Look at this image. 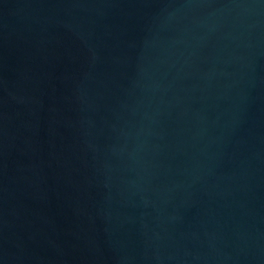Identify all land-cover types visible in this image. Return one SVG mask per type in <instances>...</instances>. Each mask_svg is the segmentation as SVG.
Masks as SVG:
<instances>
[{"label":"water","instance_id":"95a60500","mask_svg":"<svg viewBox=\"0 0 264 264\" xmlns=\"http://www.w3.org/2000/svg\"><path fill=\"white\" fill-rule=\"evenodd\" d=\"M0 264H264V0H0Z\"/></svg>","mask_w":264,"mask_h":264}]
</instances>
